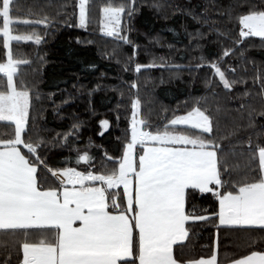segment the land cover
<instances>
[{
  "label": "snow or ice",
  "instance_id": "6c2138e0",
  "mask_svg": "<svg viewBox=\"0 0 264 264\" xmlns=\"http://www.w3.org/2000/svg\"><path fill=\"white\" fill-rule=\"evenodd\" d=\"M89 3L79 0L81 27L90 23ZM245 3L241 0L239 6ZM20 8V0H0V43L6 49V58L0 60V122L7 126L0 131V233L9 237L0 246L14 245L18 264H219L218 251L207 257L186 255L184 242L196 222L218 220L219 225L251 226L264 234V130L255 145L251 138L247 142L251 159L258 163L241 172L218 142L212 116L198 104L153 125L138 118L141 100L136 97L121 155L104 153L110 167L102 163L96 169L95 157L79 149L76 163L88 165L84 170L53 167L45 150L58 137L31 134L32 90L18 79V66L28 61L14 57L13 41L40 44L38 32L20 31L19 26L54 21L31 9L22 15ZM135 11L136 0H106L101 31L131 43L122 34V20L125 15L131 19ZM237 20L240 37H259L264 43V8L251 6ZM216 31L228 38L227 32ZM232 51L225 47L223 57ZM207 63L224 88L246 83L230 80L227 72L236 69H224L220 57ZM142 67L137 63L135 71ZM259 78L264 88V72ZM249 116L254 127L251 112ZM100 124L107 128L109 121ZM206 198L212 204L197 203ZM262 241L264 236L252 238V250L229 264H264V248L255 250Z\"/></svg>",
  "mask_w": 264,
  "mask_h": 264
},
{
  "label": "trees",
  "instance_id": "16d2710c",
  "mask_svg": "<svg viewBox=\"0 0 264 264\" xmlns=\"http://www.w3.org/2000/svg\"><path fill=\"white\" fill-rule=\"evenodd\" d=\"M105 3L90 0V23L80 28L76 0H20L22 15L31 9L54 21L48 26H19L20 31L38 32L40 44L13 41L14 57L28 61L18 66V79L32 90L31 134L38 131L48 139L58 137L45 150L49 163L84 170L88 165L76 163L79 149L95 157L96 169L102 163L110 167L104 153L121 155L130 136L131 104L139 97L138 118L153 125L164 124L166 118L184 114L198 104L212 116L229 162L241 172L255 167L258 160L251 159L247 142L251 138L255 145L257 134L264 130V115L260 114L264 88L259 78L264 72V43L258 37H240L237 16L251 6L264 8V0H246L243 8L241 0H136L131 19L125 15L122 20V34L131 43L100 31ZM157 3L162 7H155ZM216 29L227 32L228 38ZM225 47L233 49L227 57L222 55ZM5 52L0 43V60L6 58ZM217 57L224 69H236L227 72L230 80L246 83L224 88L207 63ZM137 63L144 66L139 73ZM250 112L254 127L249 126ZM102 120L109 121L107 128L100 124ZM6 127L0 122V131ZM65 133L69 134L67 142ZM260 140L264 141V135ZM41 175L47 174L42 171ZM48 182L53 183L51 176ZM197 203L207 206L212 198ZM213 208L218 210L217 205ZM262 236L252 227L220 226L218 220L196 222L184 251L189 257H207L218 251L219 264H227L247 254L252 250V238ZM6 239L9 237L0 233V240ZM261 248L264 241L255 245V250ZM19 255L14 245L0 246V264H18Z\"/></svg>",
  "mask_w": 264,
  "mask_h": 264
},
{
  "label": "rangeland",
  "instance_id": "374dc122",
  "mask_svg": "<svg viewBox=\"0 0 264 264\" xmlns=\"http://www.w3.org/2000/svg\"><path fill=\"white\" fill-rule=\"evenodd\" d=\"M76 3H77V24H78V26L80 27V28H84V27H81L80 25H79V9H78V3H79V0H76ZM101 20H102V10H101ZM103 27V24L101 23V21H100V31H101V28ZM240 27L241 26H239V29H240ZM103 34H105V35H108L106 32H103V31H101ZM259 38V37H258ZM131 117H132V113H131ZM130 124H131V119H130ZM181 127H184V126H181ZM130 132H131V129H130Z\"/></svg>",
  "mask_w": 264,
  "mask_h": 264
},
{
  "label": "crops",
  "instance_id": "0c3cea01",
  "mask_svg": "<svg viewBox=\"0 0 264 264\" xmlns=\"http://www.w3.org/2000/svg\"><path fill=\"white\" fill-rule=\"evenodd\" d=\"M220 226H225V225H220ZM225 227H232V226H225ZM240 227H251V226H240ZM229 264V263H227Z\"/></svg>",
  "mask_w": 264,
  "mask_h": 264
},
{
  "label": "water",
  "instance_id": "95a60500",
  "mask_svg": "<svg viewBox=\"0 0 264 264\" xmlns=\"http://www.w3.org/2000/svg\"><path fill=\"white\" fill-rule=\"evenodd\" d=\"M81 163H84V162H81Z\"/></svg>",
  "mask_w": 264,
  "mask_h": 264
}]
</instances>
